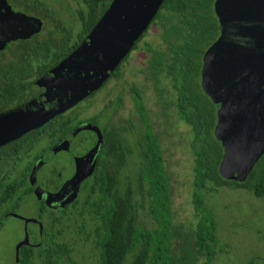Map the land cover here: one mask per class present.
<instances>
[{"label": "trees", "instance_id": "16d2710c", "mask_svg": "<svg viewBox=\"0 0 264 264\" xmlns=\"http://www.w3.org/2000/svg\"><path fill=\"white\" fill-rule=\"evenodd\" d=\"M214 1L165 0L150 26L155 22L160 23L166 49L149 47L147 50L150 54L149 68L157 79L155 89L164 113L175 109L192 132L193 203L196 213L200 215L193 231L194 250L185 248L188 253L186 251L177 260L172 258L171 241L175 233L168 172L161 144L149 122L141 92L134 88L144 132L136 144L129 142L126 137L120 139L118 164L114 165L112 172L99 169L91 185L83 187L81 196L74 200L72 208L73 217L88 216L94 222L92 235L99 250L100 264H212L217 254V220L206 203L205 193L227 186L248 189L256 197L264 196V155L244 182L227 180L219 172L223 147L214 135L219 105L213 102L201 85L203 55L220 34ZM76 2L79 7L74 13L79 24L77 29L55 18L50 6L44 1L15 0V7L28 14L41 12L43 19H53L57 25L43 35L47 29V25H44L41 33L21 41L16 49H10L16 57L8 60L7 65L0 63V71L13 69L17 72L9 77L12 81L0 83V95L8 97L6 106L14 103L15 97L25 89L29 83L27 75L31 71L35 72L34 81L72 53L101 19L112 0ZM150 26L133 50L143 41ZM130 53L113 72V76L120 74L122 64L129 59ZM165 79H169L175 92L173 101L165 98L167 92L161 86ZM37 139L32 138L31 141ZM136 149L140 161L133 171L131 162ZM137 189L140 190L139 199H136ZM147 200L149 212L157 223L153 229L145 228L139 222V209L145 207ZM60 238L57 237L52 253L48 248L38 253L24 249L20 264H35L38 259L43 264H79L73 256V248ZM248 264H253V261Z\"/></svg>", "mask_w": 264, "mask_h": 264}, {"label": "water", "instance_id": "95a60500", "mask_svg": "<svg viewBox=\"0 0 264 264\" xmlns=\"http://www.w3.org/2000/svg\"><path fill=\"white\" fill-rule=\"evenodd\" d=\"M164 1L112 0L82 43L25 90L20 99L24 103L0 114V145L44 125L98 90L146 32ZM215 9L221 34L204 54L201 85L219 104L214 129L223 147L219 172L227 180L244 182L264 155V0H216ZM14 22L25 26H10ZM5 25L15 37L28 38L41 30L43 21L15 12L8 0H0V29ZM4 46L2 40L0 49ZM93 170L94 166L73 179L69 202L78 197L80 182ZM24 244L27 238L20 246Z\"/></svg>", "mask_w": 264, "mask_h": 264}, {"label": "flooded vegetation", "instance_id": "af4514ba", "mask_svg": "<svg viewBox=\"0 0 264 264\" xmlns=\"http://www.w3.org/2000/svg\"><path fill=\"white\" fill-rule=\"evenodd\" d=\"M215 1L214 11L217 16ZM8 3L15 12L26 13L23 9L15 7V0H8ZM40 19L43 21V26L38 34L43 31L45 25L44 19ZM217 19L221 34L218 16ZM243 24L250 25L252 22ZM10 26L21 28L25 24L14 22ZM12 30L8 25H5L3 30L0 29V42L5 40L4 48L0 49V63L3 66L7 65L8 60L16 57L10 52L11 48L16 49L21 41L31 39L37 34L28 38L15 37V32ZM137 49L139 44L132 51ZM148 69L149 72H146L148 75L153 73L150 68ZM49 71L34 81L35 72L31 71L27 75L29 83L9 106H6L7 102H5L8 97L1 94L0 114L16 108L19 102L24 103L20 99L25 90ZM15 74L17 72L13 69L1 70L0 83L12 81L9 77ZM122 79L121 68L119 75L112 74L98 90L75 106L44 125L0 145V239L5 241L0 253L8 247L13 249V264H20L21 252L24 249L38 253L48 248L52 253L55 250L57 237L65 236L71 228L74 201L68 200L74 192L73 181L77 179L76 176H80L82 171L87 173L94 166L92 175L86 176L79 184L76 198L78 199L83 187L91 185L99 169L102 172H112L114 165L118 164L121 138L126 137L129 142L136 144L138 132L133 115L138 113V109L135 91L131 90L130 101L133 100V110L129 109L128 114L124 116L122 114L127 107L125 92L121 90L124 89ZM111 81H114L112 85ZM119 83L123 86L121 87ZM139 92L149 117L143 101V91ZM98 104L100 106L97 108ZM32 138L38 139L33 142ZM36 167L35 181H32V173ZM26 238L28 244L20 246Z\"/></svg>", "mask_w": 264, "mask_h": 264}, {"label": "rangeland", "instance_id": "374dc122", "mask_svg": "<svg viewBox=\"0 0 264 264\" xmlns=\"http://www.w3.org/2000/svg\"><path fill=\"white\" fill-rule=\"evenodd\" d=\"M50 6L55 18L65 22L67 26L79 24L74 16L79 8L76 0H40ZM43 18L41 12L35 11L30 14ZM47 34L50 28L56 27L55 20H45ZM162 28L159 22L151 25L147 35L139 43V49L130 53L129 59L122 67L126 111L127 115L132 109L131 90L138 88L143 91V101L149 113L153 132L158 137L164 156V164L168 172L172 227L174 230L171 250L172 258L177 260L185 254V248L194 250L193 231L196 229L200 215L196 213L193 203V179H194V155L191 149L192 132L189 126L178 116L172 108L167 114L164 113L163 104L155 89L156 78L149 72L148 59L149 49H166L163 41ZM146 45V48H145ZM147 49V50H146ZM147 72V73H146ZM148 77V78H146ZM114 81H111V85ZM120 84V83H119ZM123 85L120 84L122 87ZM167 94L165 98L173 101L175 92L171 87L169 79H165L162 85ZM167 95V96H166ZM164 98V99H165ZM100 104L96 107L98 108ZM135 128L138 139L145 128L139 113H134ZM132 157L131 168L135 171L138 167L140 157L137 154ZM138 186V185H136ZM205 193V192H204ZM141 198L140 190H136V199ZM206 203L213 211L217 220L218 242L215 245L217 254L212 264H264V196L256 197L248 189H232L229 187L219 188L217 191L205 193ZM140 207V224L148 229L157 227L148 209ZM94 222L88 216L85 218L73 217L69 232L60 240L70 244L73 248V256L79 264H100L99 250L96 248L93 237ZM91 235V236H90ZM90 236V238H89ZM4 239H0V251L4 248ZM201 262V260L199 261ZM13 264V249L6 248L0 253V264ZM35 264H43L38 259Z\"/></svg>", "mask_w": 264, "mask_h": 264}]
</instances>
